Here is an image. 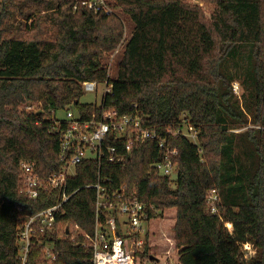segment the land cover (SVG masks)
Here are the masks:
<instances>
[{
	"label": "trees",
	"instance_id": "obj_1",
	"mask_svg": "<svg viewBox=\"0 0 264 264\" xmlns=\"http://www.w3.org/2000/svg\"><path fill=\"white\" fill-rule=\"evenodd\" d=\"M207 1L210 13L190 0H109L116 12L107 15L76 9V0H0V264H93L85 235L95 231L97 193L86 185L98 181V163L78 165L69 179V191H78L25 262L22 215L62 194L30 199L20 165L35 161L44 177L60 171L54 114L69 106L91 114L83 83L108 80L107 108L139 113L163 136L187 123L199 136L168 137L179 150L175 181L153 169L164 153L150 139L123 164L104 161L101 175L143 202L151 220L176 210L178 264H264V0ZM123 16L132 31L110 78ZM237 80L242 101L232 88ZM250 124L258 127L235 131ZM212 189L218 214L207 202ZM149 250L146 243L141 257Z\"/></svg>",
	"mask_w": 264,
	"mask_h": 264
},
{
	"label": "built area",
	"instance_id": "obj_2",
	"mask_svg": "<svg viewBox=\"0 0 264 264\" xmlns=\"http://www.w3.org/2000/svg\"><path fill=\"white\" fill-rule=\"evenodd\" d=\"M85 6L96 12L112 15L116 11L111 7L109 0H76L75 8ZM128 36L126 33L120 45L111 53V61L121 54ZM109 77L113 78L109 72ZM235 84V83H234ZM104 86V87H101ZM239 83L234 89L237 91ZM84 91L102 95L100 104H93L91 114L69 106L65 117L55 115L56 129L60 132V159L63 166L60 171L47 177L38 172L35 161H22L21 173L24 193L30 199H37L43 192L60 190L61 200L46 209L38 212H29L22 215L23 241L22 257L27 260L31 246L36 244L35 238L47 230L54 228L57 213L63 204L78 191H69V179L75 177L78 165L85 161H94L99 165L98 181L87 184L96 190V226L93 234L85 235L93 253V264H139L138 259L145 252L146 238L150 228L145 230L143 225L148 223L149 214L146 205L136 196L129 194L125 187L117 188L114 180L101 175L104 161L123 164L133 154L135 145L145 140H156L163 151V159L153 165L159 176L169 177L175 181L179 174V150L173 149L168 143V137L182 134L193 142L198 141V130L190 123L181 129H167L161 135L157 129L147 124V117L139 113L121 114L115 108L105 106L106 98L112 93L113 85L108 81H86ZM34 105H27V109H34ZM98 109V110H97ZM207 202L213 214L219 213L218 203L220 196L217 190L209 191ZM48 255H52V246L46 245Z\"/></svg>",
	"mask_w": 264,
	"mask_h": 264
},
{
	"label": "rangeland",
	"instance_id": "obj_3",
	"mask_svg": "<svg viewBox=\"0 0 264 264\" xmlns=\"http://www.w3.org/2000/svg\"><path fill=\"white\" fill-rule=\"evenodd\" d=\"M190 2L194 4H198L201 8L205 10V12L210 13L211 10H213V3L207 1V0H190ZM125 16V15H124ZM123 16V22L125 26V33L129 37L132 31L133 24L131 21ZM118 59L117 58L114 61H111V55L108 56V62H109V72L112 76L117 75L118 71ZM239 83V88L236 91L234 89L235 84ZM235 83V84H234ZM104 87V86H101ZM232 88L234 93L238 98L242 101V95L244 93L243 85L240 81H234L232 83ZM81 101L83 103H90V104H100L102 101V95L101 93L97 95V93L94 92H88L86 91L84 93V96L82 97ZM59 117H65V111H60L58 113ZM258 126L255 125H248L245 127H242L240 129H237L235 131H244L249 128H255ZM176 221V210L170 209L166 210L163 217L154 219L150 222V227L148 223L144 224L143 227L145 230H149V237L146 238V243L150 246V250L148 251L146 257H141L138 259L139 264H178V251L176 247V241H175V234L173 230V226ZM246 250V254L250 255L253 253V248L251 246L244 247Z\"/></svg>",
	"mask_w": 264,
	"mask_h": 264
},
{
	"label": "crops",
	"instance_id": "obj_4",
	"mask_svg": "<svg viewBox=\"0 0 264 264\" xmlns=\"http://www.w3.org/2000/svg\"><path fill=\"white\" fill-rule=\"evenodd\" d=\"M179 259V258H178Z\"/></svg>",
	"mask_w": 264,
	"mask_h": 264
}]
</instances>
